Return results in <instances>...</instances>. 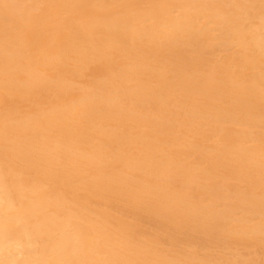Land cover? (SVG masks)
I'll return each instance as SVG.
<instances>
[{
    "label": "bare ground",
    "instance_id": "6f19581e",
    "mask_svg": "<svg viewBox=\"0 0 264 264\" xmlns=\"http://www.w3.org/2000/svg\"><path fill=\"white\" fill-rule=\"evenodd\" d=\"M116 204L264 260V0H0V264H197Z\"/></svg>",
    "mask_w": 264,
    "mask_h": 264
},
{
    "label": "rangeland",
    "instance_id": "374dc122",
    "mask_svg": "<svg viewBox=\"0 0 264 264\" xmlns=\"http://www.w3.org/2000/svg\"><path fill=\"white\" fill-rule=\"evenodd\" d=\"M86 80V79H84ZM83 80V81H84ZM87 81V80H86ZM85 81V82H86ZM22 112H28L26 108L21 109ZM26 115V113L21 114V116ZM209 145L213 144L212 141L208 142ZM198 157V153H196ZM192 156V158L189 159V161H194L196 158ZM205 166V165H204ZM203 166V167H204ZM203 183V181H200ZM230 184L234 186H240V187H245V184H240L235 180H231L229 182ZM95 205H93V208L95 210L99 209H104L106 208L102 202L99 200H95ZM221 204H227L229 201H220ZM116 210L113 211L114 215L127 220L130 223L139 224V228L137 227L139 233L136 234L137 238L145 240L142 235L145 234L146 237L151 240V241H156L157 238L158 244H156L160 249H164L165 251H168L169 254L172 257H177L180 258L181 254L180 252L188 253V254H195L196 256V263L197 264H225L228 262H235L236 264H239V261L246 260L248 264H255L258 262L259 264H263V250L256 246H238L236 243L230 244V246L227 248H222L218 246L214 241L210 239H204L202 241V236L195 234V233H190V240H193L194 242L192 243L191 241H184L182 244H171L172 242H169L166 239L167 235H173V231L169 228V225H165L164 229L162 230H157L154 227V223L149 219L145 218L148 222L146 224L137 222L132 214H129V212L123 211L122 206L116 204ZM224 208V207H222ZM132 213V212H131ZM241 216V215H239ZM179 239H181L182 236H178ZM238 256L240 259H238ZM210 260V261H209Z\"/></svg>",
    "mask_w": 264,
    "mask_h": 264
}]
</instances>
